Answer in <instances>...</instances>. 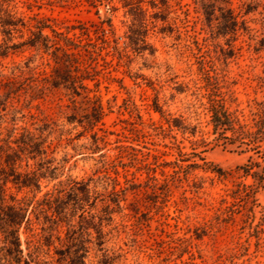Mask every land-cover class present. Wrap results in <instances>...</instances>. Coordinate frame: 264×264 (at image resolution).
<instances>
[{
  "label": "rangeland",
  "instance_id": "obj_1",
  "mask_svg": "<svg viewBox=\"0 0 264 264\" xmlns=\"http://www.w3.org/2000/svg\"><path fill=\"white\" fill-rule=\"evenodd\" d=\"M229 1L210 27L193 0H130L137 11L125 0H0V19L15 10L26 22L0 24V78L15 81L1 89L13 93L0 163L40 176L39 189L8 183L30 223L23 252L0 264H264L263 160L201 142L214 138L210 91L241 117L264 102V0ZM68 37L95 45V59ZM63 48L86 54L89 72ZM7 140L44 153L8 157ZM250 159L262 164L247 172ZM28 227L42 239L38 257Z\"/></svg>",
  "mask_w": 264,
  "mask_h": 264
},
{
  "label": "trees",
  "instance_id": "obj_2",
  "mask_svg": "<svg viewBox=\"0 0 264 264\" xmlns=\"http://www.w3.org/2000/svg\"><path fill=\"white\" fill-rule=\"evenodd\" d=\"M5 2L8 6L13 5V7H15V0H5ZM193 3L196 9L205 15L207 22H209L207 24L210 27H213L212 18L215 15L216 8L222 11L232 10L229 0H193ZM124 6L129 7L134 11L142 9L139 4L130 2V0H125ZM9 15L10 17L7 20L0 19L1 26H5L8 29H18L20 26H26V22L21 15H18L17 11L14 10ZM231 19L235 24H238L239 21L237 17L234 16V14L231 15ZM142 23L145 24V22ZM44 28L45 26L40 27L39 34L41 36H43ZM104 33H107L105 29ZM73 40L75 41V39H71L70 37L67 38L68 42H72L76 45L75 48L86 47L84 49V52H87L90 56L93 57V59H95V45L92 46L93 50H91L89 48L87 49V46L89 44H92L91 42L83 43L82 45L80 42V44L78 45ZM69 48L62 49L66 60L70 63H74L76 67H79V72H89V68L92 63H87L85 59L86 54H83L81 50H79L80 52L78 51L76 53L69 52ZM80 66H84L83 69ZM80 76L81 74L73 76L69 75V79L65 78V80L71 81L72 83L76 84L77 79ZM14 83V80L4 81L3 78H0V119L3 118L1 111L6 109L8 98L13 93V90H11L7 91L6 94H2L1 89H12ZM81 86L86 88V90H89L85 85L82 84ZM2 96L5 97L3 98V101L1 100ZM231 106L232 101H230L227 95L216 90L210 91L208 108L210 111V118L212 123L211 134L214 135V138L212 139V141L203 138L201 142H203L205 146L213 143V145H222L224 147L231 146L236 147L237 149L240 148V150L242 151H254L258 154V157L263 160V166L261 168L264 170V102L256 101L253 105L250 106L249 114H242V117L239 114V110L232 109ZM98 114L99 118L103 114V110L101 107H99ZM28 133L33 136L31 132ZM15 143L17 144L18 149L12 146L11 141L7 140L8 150H11V154H9L8 157H11V155L18 156L22 154H29L30 158H36V156H38L40 153H44L43 149L41 148L43 143L32 140L22 141L19 143L16 141ZM201 160H203L204 165H206V168H208L209 170L222 173V169L220 167H216L213 164L208 163L204 158H201ZM6 163L7 166H9L11 173L2 166V163H0V233L3 234V238H1L0 234V255L2 254L3 256L16 257L23 252V250L21 249L22 243L20 237V228L24 220H26L27 223H30V220L28 218V204L26 203L25 198L18 199L15 194L9 193L8 183L12 182L18 184L21 187H35L36 189H39L40 176H38L36 171L31 173L18 172L16 169L17 167L15 166V162L12 163L10 161H6ZM261 164V162L251 161L250 159V164L246 166V170L247 172H250L255 167L261 166ZM189 166H194V168H205L199 165V163L196 161L190 163ZM11 176H14V178H11ZM261 178H264V175H261ZM27 229L32 231L30 235L31 238L30 240H28V246L29 248H31V256L36 255V257H38L42 253V239L41 237L33 233L32 227H28ZM72 261L73 259L70 260V262Z\"/></svg>",
  "mask_w": 264,
  "mask_h": 264
}]
</instances>
